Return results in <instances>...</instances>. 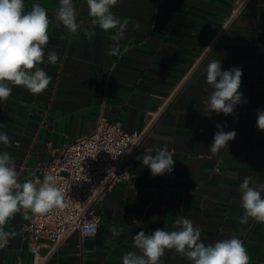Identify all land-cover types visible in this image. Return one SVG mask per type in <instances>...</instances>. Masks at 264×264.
<instances>
[{
  "label": "crops",
  "instance_id": "0c3cea01",
  "mask_svg": "<svg viewBox=\"0 0 264 264\" xmlns=\"http://www.w3.org/2000/svg\"><path fill=\"white\" fill-rule=\"evenodd\" d=\"M234 1L118 0L111 11L127 22V30L116 37L117 29L105 32L91 23L87 0H73L79 24L75 34L55 19L59 0H25L26 11L39 3L48 12L49 42L40 67L52 82L38 95L12 86L8 100L0 101V132L10 137L7 145L0 143V152L15 163L20 182L33 173L39 177L41 166L88 134L99 118L140 131L153 116L131 159L130 179L116 183L95 208V235L73 233L53 251L43 242L41 264H122L126 252L139 254L135 234L176 230L174 220L181 215L201 230L206 245L235 236L244 243L250 264H264V223H240L239 192L245 176L264 184V131L256 126L257 111L264 110V0H250L189 72ZM87 32L95 34L89 39ZM116 44L120 54L107 55ZM51 51L59 57L55 64L47 61ZM212 59L221 61L222 70H242V103L233 115L203 114L212 91L205 71ZM217 124L236 137L213 155ZM163 147L174 153L173 171L153 176L137 157L149 150L155 155ZM24 215L22 210L4 226L15 236L0 248V264H32ZM113 228L121 232L118 237ZM161 264L191 261L166 250Z\"/></svg>",
  "mask_w": 264,
  "mask_h": 264
},
{
  "label": "clouds",
  "instance_id": "9594fccd",
  "mask_svg": "<svg viewBox=\"0 0 264 264\" xmlns=\"http://www.w3.org/2000/svg\"><path fill=\"white\" fill-rule=\"evenodd\" d=\"M118 0H87L88 14L91 23L98 25L105 32L117 29L116 37H122L127 30V22L119 20L111 11ZM71 33L78 31L76 10L73 0H59L55 16ZM50 20L45 7L34 3L31 9L25 10V0H0V101H7L12 94V86L24 87L31 94L43 93L52 78L40 67L44 63L45 48L49 42ZM95 33L87 32L90 39ZM114 37V39L116 38ZM107 55L118 56L119 45L106 51ZM59 57L55 51L47 53V61L55 64ZM206 81L212 91L206 101L203 114L211 113L225 116L233 115L237 105L242 103L241 87L242 70L234 67L222 70L221 61L212 59L206 67ZM246 102V101H244ZM256 126L264 131V110L257 111ZM210 144V152L215 155L227 147L229 141L236 137L235 131L223 130L220 124ZM10 137L0 132V143L7 145ZM145 154L137 159L142 160L153 176L171 173L174 167V153L167 147L156 148L155 155ZM16 165L10 160L7 152H0V248H4L14 232L6 231L8 221L22 210L24 219L33 216H44L55 209L65 206V192L54 182V177L46 175L41 181L32 174V178L19 181ZM243 214L240 223L247 224L249 220L264 223V184L256 185L251 176H245L239 185ZM176 230L155 229L146 234L141 230L133 237L135 251L126 252L122 264H161V258L166 250H174L191 264H250V258L239 238L233 236L208 244L201 242V230L185 216L174 220ZM121 234L116 228L112 235Z\"/></svg>",
  "mask_w": 264,
  "mask_h": 264
},
{
  "label": "built area",
  "instance_id": "2783aa9c",
  "mask_svg": "<svg viewBox=\"0 0 264 264\" xmlns=\"http://www.w3.org/2000/svg\"><path fill=\"white\" fill-rule=\"evenodd\" d=\"M249 1H234L218 32L189 72L217 38L232 25ZM174 92L162 101L158 110L165 107ZM152 121L153 116L140 131H125L119 123L99 118L88 134L68 143L47 164L40 167L41 181L46 175H51L54 182L63 188L65 206L44 216L30 215L25 231L32 264L43 262L44 258L38 256L43 242L53 251L73 233H78L80 238L95 235L99 223L95 208L116 183L128 182L130 179L131 159Z\"/></svg>",
  "mask_w": 264,
  "mask_h": 264
}]
</instances>
